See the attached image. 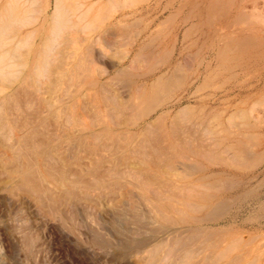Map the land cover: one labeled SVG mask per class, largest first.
Here are the masks:
<instances>
[{
    "label": "bare ground",
    "instance_id": "1",
    "mask_svg": "<svg viewBox=\"0 0 264 264\" xmlns=\"http://www.w3.org/2000/svg\"><path fill=\"white\" fill-rule=\"evenodd\" d=\"M252 22L232 0H0L10 248L47 264L39 233L56 226L114 261L264 264L254 236L211 226L264 201L225 169L260 163L248 143L264 116L251 124L245 96L213 94L264 59Z\"/></svg>",
    "mask_w": 264,
    "mask_h": 264
},
{
    "label": "rangeland",
    "instance_id": "2",
    "mask_svg": "<svg viewBox=\"0 0 264 264\" xmlns=\"http://www.w3.org/2000/svg\"><path fill=\"white\" fill-rule=\"evenodd\" d=\"M232 1L234 3L241 4V6L245 10L246 14L249 15V17H252V20H253L252 23L253 24H251L250 26L248 25L249 26V33H252L251 29L254 28L256 31H258V33H260V35L263 36L264 35V0H232ZM249 10H251V14L252 15H250V11ZM253 14L255 15V17H254ZM242 26H244V25H242ZM199 42H202V40H199ZM205 57H207V55ZM207 59L208 58H205V60H207ZM247 71L248 72H245L246 75L248 74L247 76H245V74H241L240 76L233 77V78H228L227 77L225 80H223L222 76L217 77V81L218 82H217L216 85L219 86V87L222 85L223 87L218 89V90H216V92H214L213 94L216 97H219L221 95L222 91H224V90H228L229 91L230 90L231 94H235L237 92V95L239 96L238 98L242 99L245 96L246 99L244 101H242V103L239 104L238 107L242 111L246 112V114L248 113L247 114L248 116L246 115V117L248 119H250V120H247V121H249V123H251V124H254L256 116H259V115L262 116V117L264 116V103H263V100H264V83L263 82L264 81L262 82L263 84L260 86V88L256 89V87L260 85V82L258 80L259 79L258 76H261V77L264 76V59L259 61V62H256V64L252 65V67L251 66L249 67V65H248V70ZM241 80H243V81H241ZM239 81H241V84L243 85L242 86L243 88L237 87L239 85V83H240ZM249 85H254L255 88H250V90H249L248 88H246ZM211 90L212 89H210V88H207V89L203 88V89L199 90V94L200 95L201 94L205 95V94H208V92L210 93ZM245 93L246 94L250 93V95H248L249 97H247V95H245ZM230 97H232V96H230ZM237 101H239V100H237ZM233 108L234 107L232 105L230 107V110H232ZM239 121L240 122H244L243 119H241ZM258 125L259 126L256 129L257 132H255V129H254L253 130V134H254V132L257 133V134H260V135H262V138H260V140L257 138V141L254 139V143L255 144L253 143V141H250L252 143L251 144L248 143V145L251 146L252 151L256 150L255 152L261 151V152L264 153V120L259 122ZM251 134H252V132H251ZM260 158H261L260 159L261 161H258L260 163H256L253 167L241 168V167H238V166H235V167L234 166H231V167L228 166V167H225V169H227V174H228V172H230V174H232L233 176H235V177L237 176L239 178H242L243 179L242 183H246L247 186L249 184L252 185V186H253V184H256V185H254L256 187L258 186V184L261 185L260 186L261 188H257V189L260 190L259 191L260 193L258 194V196L261 195V197L264 198V156H260ZM210 168H212V166H210ZM242 190L243 189H238V190L236 189L235 190L236 192L234 190L226 191V194L224 195V197H228L229 193H230L231 198L232 197L236 198V197H238L237 195ZM250 201H251L250 199H245V202H243L241 205L234 207L235 210L237 209L238 211H240L238 213V216L236 215L233 218L235 221L234 220L233 221L230 220L228 218L229 216L228 217L227 216L226 217L222 216V218L218 219L217 223L214 222V223L211 224V226H215L216 228H220V226L224 227L227 224L228 225H232V227H234L233 230L239 231L240 232L239 234L242 233V235H244V236L250 235L251 237L248 236V238H252L254 236L255 238H252V239H254L253 242H251L252 244H255L254 242H256L257 245L262 243L261 245L263 246L264 239L262 240V238H260V235H262V237L264 238V236H263L264 235V215H263L264 214V201L262 202L263 204H261L260 206L256 205L255 203H252V202L250 203ZM258 208H260V209H258ZM252 209H253V211H252ZM6 210H7V212H6ZM10 210L11 209L9 207H7L5 205L4 206L0 205V222H1L0 223V249H1L0 250L1 251L0 252V264H15V263L16 264H28V263H26V261H24L23 254L22 253L20 254L21 251H19L16 248H12V249L10 248L11 244L8 241L9 240V237H8L9 235H7V233H6V230H7L6 226L10 225L11 222H12L11 221L12 214H10ZM256 216H257V218H256ZM217 225H219V226H217ZM51 228L52 229L55 228V230L52 231ZM51 228L49 227L46 230H44V231L39 233L40 237L42 236L41 237L42 242L45 241L44 243H46V245H44V251L41 253L40 256L43 257V259H46V263L47 264H93L95 261H96V264H104V263L105 264H109V263L110 264L111 263L112 264H115V263L123 264L124 262H126L124 264H135V262H136V264H140V262L138 263L134 259H131L130 261H121V262L120 261H114L113 259H111V257L109 255L106 256V254L104 252H102L103 253L102 254L101 252H97V249H95V248L85 247L84 245L78 243L77 240L74 239L72 234L65 233L64 231H62L61 229H59L56 226H52ZM61 231H62L63 234L61 233ZM59 234H61V235L66 234V235L62 236V238H61V235H59ZM66 236H67V238H65ZM50 237H51V239H50ZM80 237H84V236L81 235ZM43 238L46 239V240H43ZM71 238L74 239V241L73 240L71 241ZM4 239H5V241H4ZM258 239H260V240H258ZM66 240H67V242H66ZM257 240L260 241V243ZM77 243L79 245H77ZM48 247H50V248H48ZM5 249H7V250H5ZM80 251H81V253H80ZM82 251H84V252L82 253ZM79 254H80V257H79ZM9 255H10V257H9ZM19 257L22 258V260H20ZM84 258H86V259H84ZM99 259H101V260H99ZM107 259H110L111 261L107 260ZM13 261H15V263ZM20 261H22V262H20ZM39 262H41V263H39ZM39 262H38V264H43L42 263V259H41V261L39 260ZM86 262H88V263H86Z\"/></svg>",
    "mask_w": 264,
    "mask_h": 264
}]
</instances>
